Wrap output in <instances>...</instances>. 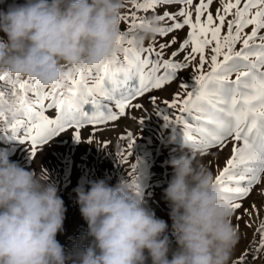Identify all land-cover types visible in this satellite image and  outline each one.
Returning a JSON list of instances; mask_svg holds the SVG:
<instances>
[{
  "label": "snow or ice",
  "instance_id": "snow-or-ice-1",
  "mask_svg": "<svg viewBox=\"0 0 264 264\" xmlns=\"http://www.w3.org/2000/svg\"><path fill=\"white\" fill-rule=\"evenodd\" d=\"M174 3L182 5L177 12L155 14L158 6ZM213 3L126 0L131 5L121 17L126 30L118 38L115 54L102 65L79 72L66 69V81L47 89L31 80L0 75L4 82L0 86V131L29 144L31 156L36 157L43 146L69 131L76 142L92 144L97 132L139 110L141 116L131 118L140 129L151 111L162 118L165 128L173 133L179 130L183 145L193 146L200 154L223 151L231 143V154L217 170L214 182L233 211L238 236L239 222L247 216L245 227L251 228L253 216L259 219L261 211L255 203L245 208L243 202L264 182V0H219L215 13L210 10ZM149 10L165 22L160 36L185 26L189 29L170 54L166 50L177 43L175 37L139 50L132 46L130 37L146 17L138 13ZM189 67L193 69L190 77L181 78L180 72ZM177 79L178 90L171 100L149 95L150 107L136 102ZM49 110H54V117L47 114ZM211 113L219 119L212 120ZM9 115L16 117L11 123ZM85 127L92 129L86 141L82 139ZM118 139L126 143L118 155L130 164L128 184L143 194V162L134 156L137 138L128 130ZM262 252L264 219L232 264H250L249 256L256 260Z\"/></svg>",
  "mask_w": 264,
  "mask_h": 264
},
{
  "label": "clouds",
  "instance_id": "clouds-1",
  "mask_svg": "<svg viewBox=\"0 0 264 264\" xmlns=\"http://www.w3.org/2000/svg\"><path fill=\"white\" fill-rule=\"evenodd\" d=\"M126 6V0L9 5L0 10V74L47 89L66 81V69L102 65L117 50ZM161 27L156 15H147L130 37L132 46L145 47ZM210 118L219 119L215 113ZM15 119L9 115V123ZM185 147L165 162L172 168L163 198L175 247L168 223L143 194L128 182L110 185L100 179L73 189L88 231L67 254L57 240L67 211L58 186L0 152V264H229L238 240L233 211L213 173L198 166Z\"/></svg>",
  "mask_w": 264,
  "mask_h": 264
},
{
  "label": "rangeland",
  "instance_id": "rangeland-1",
  "mask_svg": "<svg viewBox=\"0 0 264 264\" xmlns=\"http://www.w3.org/2000/svg\"><path fill=\"white\" fill-rule=\"evenodd\" d=\"M25 0H0V10H7L9 5L23 4ZM198 0H194V3ZM219 0H214L210 10L215 13L219 7ZM182 5L171 4L158 6L155 14H162L164 11L172 13L177 12ZM131 9V5L127 4L124 14ZM153 11L149 10L147 13L143 11L138 15L147 16L153 15ZM167 23H171L170 21ZM162 27L165 22H161ZM126 23L122 21L121 30H126ZM250 31V29H248ZM188 27L180 30H174L166 36L158 35L153 41L146 42L145 47L149 44L164 43L176 38L177 43L166 50V54H170L179 47V43L187 37ZM3 35V33H0ZM183 53L176 57L177 60L182 59ZM193 69L181 71L179 76L188 79L192 74ZM3 75V74H0ZM180 80L166 85L162 90H154L145 97L139 98L136 102L150 107L149 95H155L162 101L163 99L171 100L172 94L178 90ZM4 82H0V86ZM50 116L55 115L54 110H49L47 113ZM141 111H133L129 116L119 119L116 122H111L103 130L97 132L94 137V142H76L72 138L71 131L55 137L51 142L43 146L36 157H32L30 153V146L27 143H21L19 139L12 138L10 132L5 133L0 131V152H6L9 158L20 164L21 167L38 172H42L48 176L49 180L54 182L59 188V195L64 200L67 209L64 220L63 233L57 234V240L64 247L65 253L71 252L78 245L81 244V239L86 235L88 226L82 218L79 205L76 203V194L73 191L78 185L88 187V181L103 179L110 185H115L120 182H128L130 173V164L122 162L118 153L126 148V143L118 139L126 131L130 130L137 138L136 147L134 149V156H137L143 162V174L141 177V187L145 199L148 200L149 206L155 211L156 216L166 221L169 225L168 236L175 247V237L171 229V219L169 216L170 206L163 198V190L167 187L169 180L172 177V168L165 162L173 155H179L182 146L188 152L189 147L192 151L189 153L194 162L209 171L215 177L217 170L222 169L225 161L231 154L232 144L229 143L223 151L218 149H211L208 154H200L196 152L191 145H183L182 136L177 132L173 133L171 128H165L162 118L155 116L151 111L148 112V119L144 121L143 126L139 127L137 121L131 117L139 118ZM92 129L85 127L82 130V139L87 140ZM175 137L173 140L172 137ZM105 141L109 143L104 144ZM130 163H135L134 158H129ZM261 189H264V182L257 185L253 192L244 200V207L248 208L253 203L257 208H260L259 219L252 218V227L246 228L245 221L249 217L245 216L240 223V231L238 233V240L232 253L229 264L249 246L253 239V232L258 226L260 219H264V195H261ZM243 211L242 209L240 210ZM232 223L235 226L237 221L234 216ZM246 234V235H245ZM89 240H84L82 246L87 247ZM250 264H264V252L261 253L260 258L252 260L249 256ZM151 264V261H148Z\"/></svg>",
  "mask_w": 264,
  "mask_h": 264
}]
</instances>
